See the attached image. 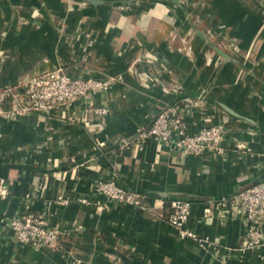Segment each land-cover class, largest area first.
Returning a JSON list of instances; mask_svg holds the SVG:
<instances>
[{"label":"crops","instance_id":"crops-1","mask_svg":"<svg viewBox=\"0 0 264 264\" xmlns=\"http://www.w3.org/2000/svg\"><path fill=\"white\" fill-rule=\"evenodd\" d=\"M263 5L0 0V88L57 68L123 79L93 95L94 105L107 109L101 117L79 99L39 118H0V176L8 188L0 197V264H264V245L242 248L243 222L220 221L210 205L264 179V62L251 69L247 49H228L211 35L221 23L223 35L247 44L264 21ZM258 48L264 57V37ZM201 91L206 110L186 120L192 132L204 123L223 125L221 152L187 154L151 140L139 149L138 125L150 123L163 104ZM97 179L137 191L146 208L93 192ZM173 198L192 201L187 225L213 244L203 248L178 235L166 216ZM49 201L47 220L62 233L59 246L17 241L6 217L41 212Z\"/></svg>","mask_w":264,"mask_h":264},{"label":"built area","instance_id":"built-area-1","mask_svg":"<svg viewBox=\"0 0 264 264\" xmlns=\"http://www.w3.org/2000/svg\"><path fill=\"white\" fill-rule=\"evenodd\" d=\"M122 77L72 76L62 68L41 73L20 86L0 88V118L16 119L19 116L41 117L58 112L67 102L85 100L89 111L97 117L104 116L107 109L94 105L93 95L106 92ZM122 82V81H121ZM207 100L201 95H180L172 103L163 104L148 124L136 128L134 143L143 149L147 141H154L161 148L175 149L183 153L201 155L205 151L221 152L225 135L223 125L204 123L196 131H190L187 118L197 111L206 110ZM92 191L105 195L117 204L145 209L143 196L137 191L119 185L113 179H97ZM8 195L6 180L0 176V197ZM86 199H82L85 201ZM67 203V201H65ZM49 201L41 212L29 209L7 216L4 224L13 231L15 239L33 248H57L62 237L60 230L48 223ZM222 222L240 219L245 226L243 249L264 245V180L251 187L237 189L227 197L210 202ZM192 201L185 198L170 200L167 221L182 238L195 240L201 247L214 243L209 237H200L187 223L191 217Z\"/></svg>","mask_w":264,"mask_h":264},{"label":"rangeland","instance_id":"rangeland-1","mask_svg":"<svg viewBox=\"0 0 264 264\" xmlns=\"http://www.w3.org/2000/svg\"><path fill=\"white\" fill-rule=\"evenodd\" d=\"M122 3H124V1H122ZM264 6V5H263ZM223 25L221 23H219V25L217 26V29L211 31V35L213 36V40L217 41L220 43H222V40L224 41L223 44L226 48L228 49H232V50H240L241 49H247L245 53H243L244 56V61L246 63V65L250 66L251 69H253V67L255 65H258V63H262L264 62V57H258L257 55V50L259 49V43L262 39V37H264V21L261 22L260 27L258 28L256 35H254L255 37L251 38L247 44H242L239 43V40L236 37H232L231 36H227L226 34L228 33H224L225 35H223V29H221ZM226 31V30H225ZM224 31V32H225ZM223 38V39H222ZM245 46V47H244ZM238 54H235V56ZM218 67V66H217ZM220 69L217 70V68H215V72L219 71Z\"/></svg>","mask_w":264,"mask_h":264},{"label":"water","instance_id":"water-1","mask_svg":"<svg viewBox=\"0 0 264 264\" xmlns=\"http://www.w3.org/2000/svg\"><path fill=\"white\" fill-rule=\"evenodd\" d=\"M172 1H174L175 3H179V0H172ZM211 45H214V44L211 43ZM215 49L218 51V53H220L221 55H223V56L226 57L225 53H224L220 48L216 47ZM197 95H201V96H204V97H205V92H204V91H203V92L201 91V92H199ZM221 105H222V107H224V109H226L230 114H233V115L239 116L234 110H232V109L229 108L228 106H226V105H224V104H222V103H221ZM263 180H264V179H262V180H260V181H257V182H255V183L249 184V185H247V186H244V187H242V188H248V187H251V186H253L254 184H256V183H258V182H261V181H263ZM227 196H228V195H227ZM227 196H225V197H227Z\"/></svg>","mask_w":264,"mask_h":264},{"label":"trees","instance_id":"trees-1","mask_svg":"<svg viewBox=\"0 0 264 264\" xmlns=\"http://www.w3.org/2000/svg\"><path fill=\"white\" fill-rule=\"evenodd\" d=\"M238 189H243V188L241 187V188H238ZM234 192H235V191H234ZM169 203H170V201H169ZM169 212H170V209H169V205H168L166 216H168Z\"/></svg>","mask_w":264,"mask_h":264}]
</instances>
